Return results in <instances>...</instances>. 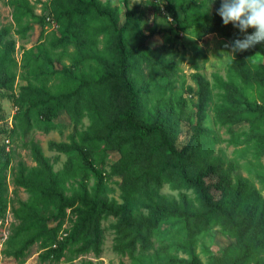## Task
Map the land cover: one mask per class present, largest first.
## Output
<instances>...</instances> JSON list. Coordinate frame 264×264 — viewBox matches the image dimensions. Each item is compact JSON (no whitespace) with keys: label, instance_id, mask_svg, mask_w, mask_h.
<instances>
[{"label":"trees","instance_id":"1","mask_svg":"<svg viewBox=\"0 0 264 264\" xmlns=\"http://www.w3.org/2000/svg\"><path fill=\"white\" fill-rule=\"evenodd\" d=\"M205 1L210 0L179 1V16L177 4L163 0V9L174 24L154 25L144 33L137 25L141 16H135L132 10H126L119 25L117 8L102 0H52V12L62 30L59 35L53 34L50 44L53 48L73 45L71 66L61 62V55L45 56L49 63L59 62L60 68L48 73L40 69L35 82L21 85L12 101L17 109L24 108L21 134L29 133L31 113L46 128L60 111L75 121L85 113L90 123L80 133L82 143L73 133L68 141L48 142L49 149L76 152L84 172L76 178L70 164L54 171L38 142L32 138L27 141L35 167L29 170L20 162L14 184L26 189L30 198L18 201L19 206L12 208L18 224L5 240L12 246L9 252L14 258L23 256L35 242L43 250L38 255L41 261H58L65 249L74 254L99 255L103 241L101 221L113 217L112 248L121 254L146 249L150 237L166 223L177 226L189 243L214 229L233 240L223 247L221 256L209 255L206 264H264L261 189L240 174L231 179L228 172L237 166L233 159L219 175L220 195L212 193L205 178L222 161L212 155L217 136L204 124L209 110L214 122L221 126L247 123V129L240 132L241 141L231 140L244 144L237 150L241 157L250 152L253 163L247 161L246 168L264 188V165L259 164L262 171L257 169L264 155V62L255 58L258 51L264 55V49L237 52L227 63V78L214 74L213 84L199 72L192 74L197 89L188 86L186 90L196 95L195 123L188 141L179 147L187 100L172 90L174 52L165 51L166 40L161 47H150L146 42L155 33H190L201 40L209 33H226L234 28L231 24L225 26L217 13L208 15ZM20 3L31 12L26 0ZM154 7L159 9L156 3ZM40 20L43 22L44 17ZM8 34L7 27H0V89L4 90L13 89L17 64L15 41ZM99 35H103L102 47H98ZM52 74L56 81H50ZM160 79L167 83H159ZM214 88L218 90L216 100ZM247 89L255 91V100L248 99ZM11 132L16 133V129ZM96 140L105 149L119 153L108 172H98L94 165L89 148ZM8 143V138L0 142V214L8 203L5 172L12 160ZM90 171L97 177L91 189L87 185ZM111 176L119 178L120 202L105 194V179ZM69 178L76 186L67 194ZM164 184L177 191V197L162 194ZM49 209V214L42 212ZM64 218L69 220L68 228L62 227ZM51 219L54 225H49ZM169 263L203 264L195 254L188 259L172 257Z\"/></svg>","mask_w":264,"mask_h":264},{"label":"rangeland","instance_id":"2","mask_svg":"<svg viewBox=\"0 0 264 264\" xmlns=\"http://www.w3.org/2000/svg\"><path fill=\"white\" fill-rule=\"evenodd\" d=\"M27 5L31 8V12L27 11L26 7L21 6L20 0H0V27L8 28V38L15 41L14 57L16 59L15 81L12 90L0 89V142L8 138L9 152L12 160L9 168L5 172V196L8 203L4 213L0 214L3 231L8 237L13 233V229L17 226L18 220L14 218L12 213L13 207H18V201H27L30 198V193L23 187L14 184V177L17 175L18 164L24 163L29 170L35 167V161L32 159L30 150L27 147V141L33 139L38 142L43 153L52 163L54 171L64 168L65 165H73L76 172V178L79 179L83 175V170L79 168L80 158L76 152H58L49 149V141H68L69 135L73 133L75 139L81 142L80 133L84 131L90 123L89 117L84 113L78 121L72 120L67 113L60 111L58 116L52 120L49 128L45 124L38 122L34 114H30L29 133L21 134L25 125L24 108L17 109L13 104L12 96L17 95L19 87L27 83H34V76H39L40 69L48 73L52 69H59L60 63L53 60L49 63L44 60L47 55H61V62L71 66L70 56L73 53L74 47L68 44L65 48H53L50 40L53 34L59 35L62 30L60 23L55 21L52 12V0H26ZM110 7H116L119 13V25L124 21L126 10H132L135 16L140 15L141 18L137 23L138 27L144 33H148L154 26L169 27L174 24V21L168 16L163 9V0H102ZM178 3L182 0H171ZM206 7L204 11L208 15L217 13V9L221 6V0L205 1ZM154 3L159 7L155 8ZM179 16L182 15L180 6L177 4ZM44 17L41 22L40 18ZM43 23V24H41ZM253 31V30H252ZM251 31V32H252ZM249 32V34H251ZM242 34L235 28H229L226 33L213 32L205 35L201 40L195 39L190 33H179L175 35L174 31L168 34L155 33L147 39V44L150 47H161L165 43V51H173L174 59L176 60V69L171 78L173 81L172 90L175 93L182 94L187 105L184 109V121L182 123V131L177 141L179 147L186 144L192 134L191 125L195 123V101L194 93H187V87L191 86L194 90L197 89L195 81L192 79L194 72H199L213 84V75L218 74L224 79L227 78L228 67L227 63L236 54H231V49L226 48L225 44H230ZM98 47L103 45V35L98 37ZM254 49H264V44H258ZM252 50V49H251ZM261 52H256L255 58L264 62V55ZM78 72V70H74ZM50 81L54 74L50 75ZM159 83L166 84V79H160ZM214 100L217 99V89H213ZM245 93L249 100L256 99L254 90L247 89ZM204 124L211 128V134L217 136V141L213 145L212 155L220 157L222 165L218 166L214 173L206 176V182L210 185L212 193L218 197L219 191V175L223 169H226L229 161L236 159L237 166L230 170L229 176L233 179L235 174H240L247 177L250 182L261 189L264 197V188L256 179L252 172L247 170V163L252 162L251 154L248 152L245 157H241L238 149L244 146L243 143L238 144L231 139L241 141V131L246 130L248 125L246 122L236 124L234 126H221L214 122L213 112L209 110ZM16 129V133L11 130ZM93 145L89 148L91 156L94 159V165L97 171L108 172L111 164L119 158V153L116 150H107L101 141H93ZM248 161V162H247ZM256 163V161H255ZM264 165V155L258 162L257 169L262 171L259 164ZM253 170V167H250ZM118 177H106L105 183L107 190L105 194L109 198H114L118 202L119 188ZM97 181L95 172L90 171L87 179V185L91 189ZM69 187L67 194H70L71 189L76 186L73 178H69L66 182ZM160 192L169 197H177V191L171 190L167 184H164ZM49 214L50 209L42 211ZM68 212V211H67ZM115 219L107 217L101 221L103 228L102 251L99 255H94L92 252L84 254H74L69 249L64 250L63 256L58 261L47 259L41 261L38 256L43 250L40 248L39 242L30 245L25 254L18 259L14 258L9 251L11 247L5 241L0 246V264H80L81 262L90 261L93 264H170L169 260L172 257L188 259L191 254L197 255L203 264L208 261L209 255L221 256L223 247L230 240L225 235L219 234L215 229L207 233H203L193 238L191 242H187V235L181 231H177V226L172 227V224H163L158 231L150 237L149 244L146 249L139 250L138 248L132 253H118L112 248L114 243V233L112 224ZM49 225H54L52 219L48 221ZM63 228L69 227V220L63 219ZM169 229V230H167ZM65 234L62 233L61 237ZM17 239L20 236L16 237ZM7 239V238H6ZM14 246H18L19 243Z\"/></svg>","mask_w":264,"mask_h":264},{"label":"clouds","instance_id":"3","mask_svg":"<svg viewBox=\"0 0 264 264\" xmlns=\"http://www.w3.org/2000/svg\"><path fill=\"white\" fill-rule=\"evenodd\" d=\"M217 14L225 26L231 24L243 34L242 38L225 44L231 49V54L264 44V0H221ZM249 29L253 30L251 34Z\"/></svg>","mask_w":264,"mask_h":264},{"label":"built area","instance_id":"4","mask_svg":"<svg viewBox=\"0 0 264 264\" xmlns=\"http://www.w3.org/2000/svg\"><path fill=\"white\" fill-rule=\"evenodd\" d=\"M2 221L0 219V246H2V244L5 242L7 235L5 234V231H3V227H2Z\"/></svg>","mask_w":264,"mask_h":264}]
</instances>
